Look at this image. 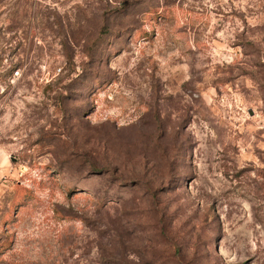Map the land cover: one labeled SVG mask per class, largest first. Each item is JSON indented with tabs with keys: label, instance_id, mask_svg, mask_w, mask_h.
Listing matches in <instances>:
<instances>
[{
	"label": "rangeland",
	"instance_id": "1",
	"mask_svg": "<svg viewBox=\"0 0 264 264\" xmlns=\"http://www.w3.org/2000/svg\"><path fill=\"white\" fill-rule=\"evenodd\" d=\"M0 264H264V0H0Z\"/></svg>",
	"mask_w": 264,
	"mask_h": 264
},
{
	"label": "built area",
	"instance_id": "2",
	"mask_svg": "<svg viewBox=\"0 0 264 264\" xmlns=\"http://www.w3.org/2000/svg\"><path fill=\"white\" fill-rule=\"evenodd\" d=\"M19 71L18 70H14L13 74L14 76L18 75Z\"/></svg>",
	"mask_w": 264,
	"mask_h": 264
}]
</instances>
